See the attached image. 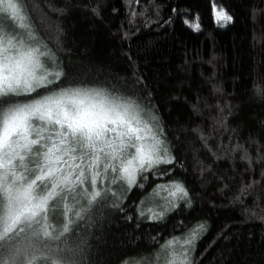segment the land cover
<instances>
[{
    "label": "snow or ice",
    "instance_id": "1",
    "mask_svg": "<svg viewBox=\"0 0 264 264\" xmlns=\"http://www.w3.org/2000/svg\"><path fill=\"white\" fill-rule=\"evenodd\" d=\"M207 2L217 26L235 21L220 0ZM121 3L129 24L138 17L145 25L159 24L158 0ZM45 7L33 19L39 4L0 0V264H197L196 244L208 231L207 221L180 235L150 236L151 244L142 239L143 225L183 214L197 197L213 207L217 199L220 207L240 205L245 222L264 225V73L226 100L216 57L205 60L199 50L191 56L186 50L172 80L174 91L187 85L191 98L181 92L169 99L183 101L189 123L170 138L155 89L130 45L119 53L128 63L124 75L86 44L77 50L76 63L60 58L70 52L61 17L83 14L91 27L104 28L107 15L119 9L110 0H45ZM245 7L255 47L264 42V31L256 34V24H264V0H246ZM172 23L171 16L164 20ZM183 24L202 31L199 13ZM132 34L122 32L120 43ZM185 152L199 191L173 175L177 168L188 171ZM150 176L168 179L153 181L145 192ZM134 189L138 199L130 198ZM112 217L121 223L106 240L97 233ZM217 240L218 264H240L234 252L245 244L236 230L225 225L212 243ZM260 251L259 261L244 264H264V242Z\"/></svg>",
    "mask_w": 264,
    "mask_h": 264
},
{
    "label": "trees",
    "instance_id": "2",
    "mask_svg": "<svg viewBox=\"0 0 264 264\" xmlns=\"http://www.w3.org/2000/svg\"><path fill=\"white\" fill-rule=\"evenodd\" d=\"M39 4L40 8L32 10V17L35 19L40 15V10L48 11L45 7V0H30ZM49 3L59 4L60 0H48ZM236 16L233 23L221 28L216 25L214 19L208 13L207 0H158L161 4L159 24L149 22L144 23V17H138L136 21L129 24L127 10L123 7L121 0H110L118 12L110 13L106 17V27L93 28L91 21L86 19L83 14H77L70 17H61L62 26L66 28L65 46L70 49L68 54H62L61 59L67 63L71 60L76 63L77 50H82L86 44L92 52L110 61L111 67L121 75L129 72L127 59L121 55L120 49H128L131 46V53L134 59L138 60L139 70L150 82V86L155 89L153 96L160 106L159 111L165 122V128L171 133L176 132L181 126L189 123L190 110L184 106L183 101L177 103L169 99L172 95H180L191 98L190 92L185 85L181 90L174 91L176 85L172 80L173 69L183 63L185 51L189 56L194 55L199 50L201 56L207 60L216 57L217 79L223 85L225 90V99L232 100L245 91V85H248L251 77L256 73H264V42L257 43L253 47V24L248 18V12L245 4L246 0H220ZM144 0H141V5ZM139 10V6L133 5ZM176 8V12H171ZM187 10L188 16L185 17L184 10ZM195 13L201 17L202 31L193 32L183 24L184 18H191ZM50 16L55 18V14L49 12ZM171 16L173 23L169 26L164 24ZM153 19L155 16L153 15ZM132 31L130 40L120 43L119 36L124 31ZM43 31V30H42ZM264 31V24H256V34L259 38L260 33ZM207 71L210 66L204 64L201 66ZM197 79H199L197 74ZM185 156V165L188 171L181 172L179 168L173 173L185 179L191 189L200 190V180L198 174L191 167V157L187 152L182 153ZM163 179L149 177L145 185V192L149 191V186L153 181L164 182ZM209 196L213 189H207ZM139 193L133 190L130 194L131 199H138ZM251 198L246 203L250 204ZM217 207H213L207 199L197 197L192 209L186 210L183 214L176 216L172 213L164 222L156 224L149 222L143 225L145 235L142 237L146 244H151L150 236L163 238L172 234L180 235L186 227H191L197 221H207L208 231L197 241L195 257L197 264H218L219 250L217 245L212 243L217 232L225 225L229 229H235L240 237V241L245 246L236 248L234 258H238L240 264L248 259L259 261L261 257L260 245L264 242V225L258 221L245 222L242 206L220 207L221 201H215ZM259 211V209H254ZM175 216V219H172ZM183 221V224L179 222ZM59 223V221H57ZM121 223L116 217H112L110 222L103 224L102 229L97 235H103L105 239L113 234L117 225ZM79 231V230H78ZM252 235H249V234ZM80 234H83L80 232ZM118 236L119 233L117 232ZM245 237L248 240H245ZM252 241V243H249ZM94 242V241H93ZM111 244V241H109ZM239 243V242H237ZM108 250L105 249L107 255Z\"/></svg>",
    "mask_w": 264,
    "mask_h": 264
},
{
    "label": "rangeland",
    "instance_id": "3",
    "mask_svg": "<svg viewBox=\"0 0 264 264\" xmlns=\"http://www.w3.org/2000/svg\"><path fill=\"white\" fill-rule=\"evenodd\" d=\"M224 28V27H223Z\"/></svg>",
    "mask_w": 264,
    "mask_h": 264
}]
</instances>
